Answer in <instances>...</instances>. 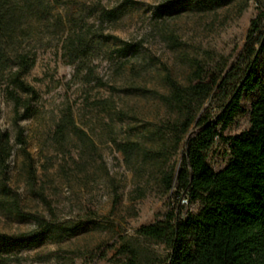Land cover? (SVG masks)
Masks as SVG:
<instances>
[{
    "label": "rangeland",
    "instance_id": "374dc122",
    "mask_svg": "<svg viewBox=\"0 0 264 264\" xmlns=\"http://www.w3.org/2000/svg\"><path fill=\"white\" fill-rule=\"evenodd\" d=\"M106 10H117L116 18H106ZM51 13L52 20L63 17L64 29L45 26L31 41L36 58L24 79L35 94L21 93L28 111L16 115L0 93V129L9 132L13 145L0 173V264H124L118 250L123 241L138 247L140 264H159L167 248L137 229L163 219L177 204L191 212L199 205L176 202L174 188L161 193L155 168L128 166L112 139L146 142L167 119L156 97L166 90L165 75L186 82L196 62L216 71L237 63L251 42L257 48L264 0H59ZM72 17L78 24L83 17L98 37L90 82L62 56ZM253 20L258 29L248 37ZM257 71L264 77V52ZM256 96L243 94L224 135L248 127ZM221 99L210 97L205 106L215 111ZM67 111L86 133L80 132L81 138L71 129L56 138V123ZM19 130L24 150L15 140ZM228 159L227 145L216 139L207 151L208 164L218 170ZM11 194L18 196L20 213L8 208ZM34 216L53 224H82L64 237L44 232L34 238L42 229Z\"/></svg>",
    "mask_w": 264,
    "mask_h": 264
},
{
    "label": "trees",
    "instance_id": "16d2710c",
    "mask_svg": "<svg viewBox=\"0 0 264 264\" xmlns=\"http://www.w3.org/2000/svg\"><path fill=\"white\" fill-rule=\"evenodd\" d=\"M59 0H0V93L9 100L14 113L28 111V96L35 94L24 75L33 67L36 50L31 45L45 26L64 29L61 15L51 13ZM222 2L226 0H196ZM167 5H159L163 8ZM117 10L103 12L108 19L116 18ZM73 26L61 41L63 58L73 64L75 71H85L86 82L93 79L91 61L95 56L97 35L84 18ZM248 37L257 31L253 20ZM109 36H107L108 38ZM254 48L251 42L237 63L216 71L194 63L186 82L169 74L164 76L166 90L156 97L169 116L156 125L146 142L137 139H112L128 166L151 164L157 172L161 193L174 188L176 202L186 199L198 203L196 212L183 205L170 209L163 219L144 224L137 233L168 250L159 264H264V77L258 75L259 56L264 52V31H259ZM256 92L249 106L248 127L233 135H224L241 108L244 93ZM210 97L222 98L217 110L205 106ZM99 102V101H97ZM68 129L81 138L82 131L65 112L56 123L55 136L61 140ZM216 139L227 145L229 159L220 169L207 162V151ZM16 143L25 149L22 131L16 133ZM91 145L92 140L85 141ZM13 145L7 130L0 129V173L3 174ZM174 156V159H173ZM137 163V165H135ZM137 170V167H135ZM7 191L5 183L1 184ZM144 194V193H142ZM9 210L20 213L18 196L11 194ZM41 231L56 237L73 234L80 226H65L42 221L34 216ZM119 252L124 264H140L139 249L123 241Z\"/></svg>",
    "mask_w": 264,
    "mask_h": 264
}]
</instances>
